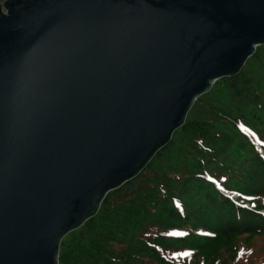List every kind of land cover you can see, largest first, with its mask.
Returning a JSON list of instances; mask_svg holds the SVG:
<instances>
[{
  "label": "water",
  "instance_id": "1",
  "mask_svg": "<svg viewBox=\"0 0 264 264\" xmlns=\"http://www.w3.org/2000/svg\"><path fill=\"white\" fill-rule=\"evenodd\" d=\"M259 45L264 0H3L0 264H58Z\"/></svg>",
  "mask_w": 264,
  "mask_h": 264
},
{
  "label": "trees",
  "instance_id": "2",
  "mask_svg": "<svg viewBox=\"0 0 264 264\" xmlns=\"http://www.w3.org/2000/svg\"><path fill=\"white\" fill-rule=\"evenodd\" d=\"M221 79L226 81L232 94V105L218 104L215 111L209 112L210 118L192 119L189 111L183 125L173 132L180 133V142L175 145L170 140L135 178L106 194L95 216L61 240L58 264H206L213 248L228 244L235 236H264L263 206L239 205L240 201L227 196L237 189L264 202V156L256 152V144L264 151V131L259 126L261 111L252 110L247 114L237 104L249 86L245 73ZM215 119L233 130L236 124L246 123L258 132L261 140L235 136L238 146L231 158L240 163L228 169L215 164L221 165L217 155L229 148L227 143L232 141L220 139L222 149L204 145L209 139L208 125ZM199 139L203 145L197 146ZM223 141L226 142L223 144ZM167 149L176 150L173 157L182 170L163 166L166 155L163 153ZM218 157L225 158L223 153ZM209 178L224 190L223 194ZM111 193L118 194L114 200L110 199ZM233 248L234 252L238 251L240 261L242 254L247 256L250 250L249 246L245 250ZM188 250L196 253H187ZM180 254L184 255L183 259ZM211 259L222 261L212 255ZM249 260L247 263H251Z\"/></svg>",
  "mask_w": 264,
  "mask_h": 264
},
{
  "label": "rangeland",
  "instance_id": "3",
  "mask_svg": "<svg viewBox=\"0 0 264 264\" xmlns=\"http://www.w3.org/2000/svg\"><path fill=\"white\" fill-rule=\"evenodd\" d=\"M2 1L3 0H0V3ZM241 72H243L247 75V79H248L247 81L249 82L248 83L249 86H248L247 90L241 95V97H239V102L237 104L239 106H242V111L244 113H247V114H249V112H251L252 110H255V111L260 110L262 118H261V122H259V126L262 129H260V128L259 129L264 131V45H259L256 47L255 53L246 60L245 64L242 66L239 73H241ZM226 86H227L226 81H223L221 78L218 79L215 82V84L212 85V88L210 89L209 92L201 95L194 102V104L192 105V107L189 110L190 112H192L189 118H192V119H200V117L210 118L209 112L215 111L216 108L218 107V104L221 107H223V106L227 107V106L232 105L233 99H231V97H230V96H232V94H230V90L227 89ZM238 105H237V107H238ZM237 107H236V109H237ZM223 110L224 111H230L228 108H223ZM231 111H234V110L232 109ZM189 114L190 113L188 112L186 117H188ZM230 114L233 115L234 112H232V113L230 112ZM185 120H186V118H185ZM208 123H210V122H208ZM246 127L250 128V130L253 132L252 134L254 136L252 134L251 135L244 134ZM260 133H261V131H260ZM175 134L171 140L173 141V144L177 145L180 142V139H179L180 133L178 135H175ZM207 135H208L209 139L207 140V142L205 141L206 143H204V145L209 146V147L215 145L218 149H222V147H221L222 143H221L220 139H222V140L228 139V141H232V142L227 143L229 148H227L226 150H223L222 152L219 153V154L223 153V155L225 156L224 159L223 158L220 159L218 157L219 154L217 155V159H219V161L221 162V165L220 164H215V165H217L218 168L221 167L222 169L223 168L228 169V168L235 166V165L240 163L239 160L231 158V153L238 146V145L236 146L237 142L235 143V141H234L235 136H237L238 138L241 136H243V137L245 136L247 138H252V139L254 138L257 140L259 139V141H261L258 132H256L254 129H252L246 123L236 124L235 130H233L232 127L229 128V126L227 124H225V123L222 124L219 120H216V119L213 120V122H211L208 125ZM222 135H223V137L220 138V136H222ZM216 136H218V138ZM193 137H195V135H193ZM184 139H185V137H184ZM184 141H185V144H187V141L186 140H184ZM225 142L226 141H223V144ZM196 145L197 146L203 145V142L201 141V139H199L197 141ZM254 149H255V147H254ZM167 150H169V149H167ZM256 152H258L260 154V156H262V155L264 156V151L260 146H258V144H256ZM175 153H176V150L173 151V149H170L169 151L163 153V154H166L165 158L163 160L164 161L163 166L169 165L170 167L182 170V168L179 167V165H181V164H179L178 160L174 159L175 157H173L175 155ZM155 161H157V159H155ZM238 161H239V163H237ZM242 170H244V167L242 168ZM145 173L149 174V172H144V174ZM143 177H144V175H143ZM210 182L212 183V185L214 186V188L216 190L220 191L221 193H222V191H224L213 180H211ZM229 186H231V185H229ZM231 187L237 188V186H235V185H233ZM234 190L235 191L227 194V196L230 200L234 201L237 199L238 201H240L239 205H243V206H247V205H250V203H253L252 205H256V207H257V204L258 205L261 204L264 208V202L262 199L258 198L257 196L256 197L255 196H247L245 194H242L237 189H234ZM225 192H227V191L225 190ZM194 194H195V192H194ZM116 195H118V194L111 193L110 199L114 200V197ZM263 210H262V212H263ZM69 233H71V232H69ZM199 233H200V231H199ZM67 235H68V233L63 237V239L66 237H69ZM221 242H223V240ZM235 246H237V248L239 250H245L247 246L250 247V250L248 251L247 256H245L246 253L242 254L243 258L241 261L239 260L240 257L237 256L238 251H235V252L233 251L234 250L233 247H235ZM190 252L196 253L193 250L187 251V253H190ZM211 255H212V258H220L222 261H214L213 259H211ZM179 257H180V259H183L184 255L180 254ZM197 257H200V256H197ZM206 259H207L206 264H232V263H238V262H242V263H246V264H264V236H251V237H247V238H246V236H241V235L235 236L231 239V241L228 244L221 243V244L217 245L215 248H213L211 250V252L209 253V255L206 257ZM248 259H250L249 261H251V263H247Z\"/></svg>",
  "mask_w": 264,
  "mask_h": 264
},
{
  "label": "snow or ice",
  "instance_id": "4",
  "mask_svg": "<svg viewBox=\"0 0 264 264\" xmlns=\"http://www.w3.org/2000/svg\"><path fill=\"white\" fill-rule=\"evenodd\" d=\"M173 235H183V233H172ZM184 255H187V253H184Z\"/></svg>",
  "mask_w": 264,
  "mask_h": 264
}]
</instances>
